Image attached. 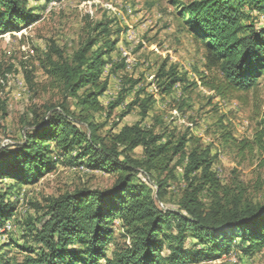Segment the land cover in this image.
Returning <instances> with one entry per match:
<instances>
[{
    "label": "trees",
    "instance_id": "16d2710c",
    "mask_svg": "<svg viewBox=\"0 0 264 264\" xmlns=\"http://www.w3.org/2000/svg\"><path fill=\"white\" fill-rule=\"evenodd\" d=\"M62 1L0 0V36L38 23L49 4ZM178 15L203 50V71H195L194 80L168 59L147 86L127 76L123 60L112 58L123 31H114L111 20L91 23L71 59L49 46L41 66L63 103L46 106L42 113L33 110L31 130L19 144L0 151V230L18 223L15 191L37 184L60 163L112 175L114 181L108 190L81 188L48 200L41 217L22 223L29 242L20 247L25 256L15 264H200L233 249L243 256L264 250V202L252 195L264 184L248 186L236 177L221 184L209 146L189 131L179 135L171 123L150 117L155 96L170 97L177 86L181 97L206 89L213 94L208 101L259 86L264 78V0H194L179 4ZM112 77L120 87L105 109L100 99ZM190 102L181 98L175 110L186 114ZM121 106L113 129L133 111L138 121L102 137L103 125L94 123V115L110 119ZM217 123L223 145L240 154L264 153V112L252 140L236 141L222 120ZM137 149L140 159L133 157ZM179 166L184 189L177 209H161L158 204L177 182ZM139 174L151 184L139 181ZM34 209L41 210L38 205ZM4 248L0 264H10Z\"/></svg>",
    "mask_w": 264,
    "mask_h": 264
},
{
    "label": "rangeland",
    "instance_id": "374dc122",
    "mask_svg": "<svg viewBox=\"0 0 264 264\" xmlns=\"http://www.w3.org/2000/svg\"><path fill=\"white\" fill-rule=\"evenodd\" d=\"M191 1L194 0H63L49 4L38 23L20 32L0 36V151L19 144L23 134L31 130L33 110L42 113L46 106L63 103V97L43 70L41 62L51 44L62 52L64 58L71 59L86 40L91 23L111 20L114 31H123L112 58L117 60L120 57L125 74L142 80L143 86L152 82L157 66L164 59L194 80V72L203 71V50L186 31L178 15L179 4ZM261 23H264L263 19ZM125 59L130 64H125ZM119 87L117 78L109 79L108 90L100 99L103 108L116 100ZM148 92L152 93L153 88H149ZM211 96V92L198 87L181 97V88L177 86L170 97L155 96L150 117H158L165 124L171 123V129H176L179 135L189 131L203 145L209 146L212 155L216 156L213 169L221 184L229 185L235 177L248 186L256 182L264 184V153L255 149L253 153L240 154L223 145L217 126V122L222 120L236 141L253 139L264 112V78L259 86L247 93L214 97L208 101ZM187 97L191 100V110L186 114L177 112L178 101ZM66 104L73 108L70 100ZM122 110L123 106L116 108L110 119L102 113L94 115V123L103 125L99 131L102 137L116 134L123 126L138 121L137 112L133 111L113 129ZM148 122L150 119L146 120ZM81 128L84 129L83 126ZM133 157L140 159L141 150L137 149ZM83 168L60 163L55 172L46 175L37 184L15 191L19 201L18 223L6 224L5 232L0 230V246H6L2 254L10 264L21 262L25 256L20 247L29 240L23 236L22 223L29 218L41 217L48 200L81 188L110 189L114 181L112 175ZM181 175L182 166H179L176 170L177 182L167 189L163 203L158 204L159 208L177 209L184 189ZM137 178L151 184L143 174ZM252 195L255 201L264 202V188ZM203 202L207 203V199L203 198ZM35 205L41 210H35ZM200 264H264V250L243 256L233 249L229 255L215 262Z\"/></svg>",
    "mask_w": 264,
    "mask_h": 264
},
{
    "label": "bare ground",
    "instance_id": "6f19581e",
    "mask_svg": "<svg viewBox=\"0 0 264 264\" xmlns=\"http://www.w3.org/2000/svg\"><path fill=\"white\" fill-rule=\"evenodd\" d=\"M132 37V36H131ZM125 64H130V62L127 60V59H125Z\"/></svg>",
    "mask_w": 264,
    "mask_h": 264
}]
</instances>
